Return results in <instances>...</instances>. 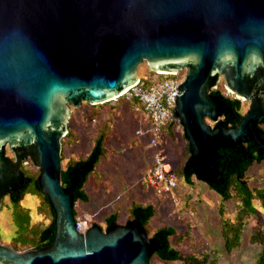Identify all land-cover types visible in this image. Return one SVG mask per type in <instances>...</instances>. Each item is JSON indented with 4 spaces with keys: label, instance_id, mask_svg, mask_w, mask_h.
Instances as JSON below:
<instances>
[{
    "label": "water",
    "instance_id": "water-1",
    "mask_svg": "<svg viewBox=\"0 0 264 264\" xmlns=\"http://www.w3.org/2000/svg\"><path fill=\"white\" fill-rule=\"evenodd\" d=\"M143 61L184 71L170 122L199 180L223 179L219 149L264 145V0H0V207L24 188L30 160L55 215L51 244L0 242V264H149L161 247L135 218L77 231L73 190L90 166L62 178L72 107L119 98ZM221 80L248 102L232 127L220 120L231 106L212 93Z\"/></svg>",
    "mask_w": 264,
    "mask_h": 264
},
{
    "label": "rangeland",
    "instance_id": "rangeland-1",
    "mask_svg": "<svg viewBox=\"0 0 264 264\" xmlns=\"http://www.w3.org/2000/svg\"><path fill=\"white\" fill-rule=\"evenodd\" d=\"M150 71L147 62L143 61L138 66L137 75L144 80ZM220 82L217 87L225 95L234 97ZM240 100V111L244 113L248 102L242 98ZM133 106L134 101L122 95L101 104L82 102L80 106L72 107L68 123L69 135L62 138L63 169L68 161L84 159L99 131L103 129L106 132V153L88 174L83 185L88 200L74 203L77 214L90 215L91 223L96 222L105 229V218L112 212L118 213L117 222L125 223L132 219L129 214L132 202L151 203L155 212L145 225L150 236L158 227L172 226L176 234L170 237V241L184 254L197 257L208 255L216 261L215 264H257L262 245L252 242L251 237L259 228L264 232V207L260 200L253 199L258 215L251 213L242 218L239 244L227 250L224 246L222 220L236 221L239 201L233 197L222 202L221 197L209 189L206 182L196 177L188 184L177 175L179 186L175 191L176 200L167 195H159L147 186L144 173L152 159L153 148L149 145L151 134L144 117L133 111ZM206 120L210 125H215L212 120ZM261 127L264 129V125ZM186 148L187 141L177 123L164 127L159 137V149L163 151L167 170L176 173V169L187 158ZM7 152L12 156L9 149ZM21 169L38 176L39 169L30 160L23 163ZM242 179L253 190L264 188V160L253 163ZM20 204L29 210L33 227L42 228L50 221V216L40 211L41 198L38 195L26 193ZM12 210L9 197L5 196L0 207V242L9 245H12L16 234ZM25 249L27 247L21 246L18 250ZM149 264L183 263L180 260L165 262L153 255Z\"/></svg>",
    "mask_w": 264,
    "mask_h": 264
},
{
    "label": "trees",
    "instance_id": "trees-1",
    "mask_svg": "<svg viewBox=\"0 0 264 264\" xmlns=\"http://www.w3.org/2000/svg\"><path fill=\"white\" fill-rule=\"evenodd\" d=\"M220 83H223L222 81ZM212 93L218 97L225 99L232 108L231 114H224L220 119L226 126L232 127L238 124L243 113L241 109L240 98L225 95L220 88H215ZM133 108V107H132ZM134 111V110H133ZM174 123L170 121L165 127H171ZM216 125V123H215ZM260 133L264 139V129L260 126ZM69 135V131L66 136ZM172 134L170 133V136ZM65 137V136H64ZM105 130H100L94 139L93 145L89 153L84 159L68 161L66 167L63 169L62 178L65 185H69V172L76 166L87 163L90 169L82 177L80 183L74 188V203L78 200L87 201L88 195L83 189V185L87 180V176L94 170L96 165L106 153L105 148ZM64 143V142H63ZM187 158L176 169V174L184 179L188 184H191L193 177H196L193 170L187 163L189 157L188 145L186 148ZM219 171L223 179H217L214 182L207 183L209 189L215 191L222 202L228 201L236 197L239 201V211L235 222L222 220V232L224 235V246L227 250L233 249L239 244V237L241 233L242 218L247 214H257L258 210L253 204V199H259L264 207V188L251 189L248 184L242 179L247 169L253 163H260L264 160V145L258 146L251 142L241 143L234 148H221L218 152ZM25 176V186L19 193H12L9 199L12 205V218L16 226V234L13 237L12 245L19 249L21 246L40 248L52 243L55 234L54 225V211L51 208L47 198L42 193L37 175H33L23 170ZM26 193L38 195L41 198L40 211L50 216V221L42 228L33 227L30 223V212L23 207L20 202ZM223 209H221V212ZM75 214L77 212L74 210ZM155 210L151 203H137L132 202L129 208L131 218L140 220L144 225H147ZM118 221V213L112 212L105 218L107 225L116 223ZM176 234V230L172 226L158 227L152 236L156 237L161 247L155 252L160 260L169 262L180 260L183 264H215L214 259H210L208 255L197 257L193 254H184L178 250L170 241V237ZM252 242H258L262 245L260 254L257 257V264H264V232L258 229L251 237Z\"/></svg>",
    "mask_w": 264,
    "mask_h": 264
},
{
    "label": "built area",
    "instance_id": "built-area-1",
    "mask_svg": "<svg viewBox=\"0 0 264 264\" xmlns=\"http://www.w3.org/2000/svg\"><path fill=\"white\" fill-rule=\"evenodd\" d=\"M183 76V70L177 73L150 71L146 79L141 80L138 76V81L123 92L128 100L134 101V111L144 117L145 125L151 134L149 145L153 148V153L151 163L144 173L145 183L157 194L170 196L174 200L177 199L175 191L179 180L175 171L166 169L163 151L159 149V137L171 120L175 106L173 97L178 92L175 84L179 83ZM91 221L90 215L77 214V231H86Z\"/></svg>",
    "mask_w": 264,
    "mask_h": 264
},
{
    "label": "bare ground",
    "instance_id": "bare-ground-1",
    "mask_svg": "<svg viewBox=\"0 0 264 264\" xmlns=\"http://www.w3.org/2000/svg\"><path fill=\"white\" fill-rule=\"evenodd\" d=\"M161 72V71H160ZM162 73H165V72H162Z\"/></svg>",
    "mask_w": 264,
    "mask_h": 264
}]
</instances>
